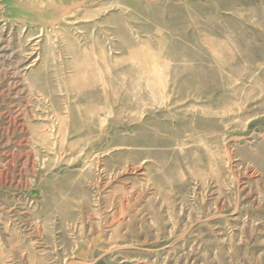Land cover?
Masks as SVG:
<instances>
[{
    "label": "rangeland",
    "instance_id": "obj_1",
    "mask_svg": "<svg viewBox=\"0 0 264 264\" xmlns=\"http://www.w3.org/2000/svg\"><path fill=\"white\" fill-rule=\"evenodd\" d=\"M0 264H264V0H0Z\"/></svg>",
    "mask_w": 264,
    "mask_h": 264
}]
</instances>
